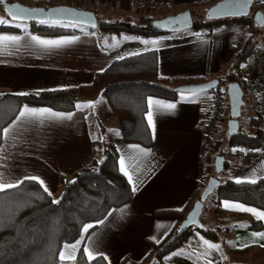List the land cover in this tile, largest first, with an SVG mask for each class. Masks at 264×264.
<instances>
[{
	"label": "crops",
	"instance_id": "crops-1",
	"mask_svg": "<svg viewBox=\"0 0 264 264\" xmlns=\"http://www.w3.org/2000/svg\"><path fill=\"white\" fill-rule=\"evenodd\" d=\"M10 1L29 7H41L38 6L40 0ZM50 1L56 2L45 0V4ZM145 1H121L108 5V9L92 4H78L77 7L92 11L95 16L97 9L104 11L103 20L107 21L114 15H118L116 18H130L132 12L141 8V4L146 5ZM200 3L212 5V0H169L171 8L181 9L182 12L190 11L194 4ZM93 6L97 9H93ZM248 27V20L235 19L221 22L204 33L189 29L170 34L157 33L154 36H131L98 30L89 32L86 28L75 27L80 32L54 37L38 36L42 39L79 37L74 43L53 48L38 46L30 38L34 34L22 33L19 35L23 39L18 44L6 42V46L0 48V94L38 93L88 85L96 74L101 73V68L106 70L115 62L147 52H156L160 78L202 79L205 82L220 80L221 77L234 73V57L252 36ZM259 30L255 37L256 50L264 42L263 31ZM145 41L148 43H144ZM211 94L212 92L179 93L175 100L148 97L146 113L149 98L176 105L171 110L153 106L151 127L145 113L152 140L149 147L122 141L116 128L106 135L117 151L119 171L120 160L123 158L124 167L138 190L132 191L128 177L120 171L130 185L131 199L114 209L84 240L80 237L77 240L80 244L77 245V241L64 244L60 253L64 252L66 257H76L81 243L85 241L84 248L87 247L95 258L108 257L107 260L104 259L107 264L153 263L150 257L151 245L162 242L177 224L175 216L163 212H181L190 202L193 204L211 177L220 182L222 177L231 179L227 173L223 176L215 174V156L207 155L204 159L200 156V148L204 142L203 119L210 107ZM244 97L247 98L244 106L248 118L256 116L253 98L248 95ZM95 100L80 101V108L69 112L23 105L21 109L27 106L49 109L64 116L71 114V119H26L13 126L15 118L6 126H12L8 136L5 138L2 133L0 174L3 179L15 182L24 181L26 176L39 177L56 201L65 183L101 158L102 149L98 141L102 136L99 123L103 121L107 108L100 107L96 113L88 110V102ZM110 113L107 115L111 122H107L114 123L116 127L115 116L113 112ZM106 119L108 120V116ZM213 137L214 140L226 139V133L221 134V123L217 125ZM225 159L229 164L235 162L230 151L226 152ZM238 178L244 183L264 178V156L250 164L233 180ZM213 201L214 197L209 202L210 205L205 204L201 215L204 222L201 217L200 220L206 229L215 232L216 240L212 241L201 232L193 230L182 246L155 264H209V261L213 264H264V236L253 235L264 233V220L256 219L251 213L225 209L222 202L228 200L220 201L221 211L218 213ZM255 222H260L261 227L249 228ZM200 236L219 244V250H207V246L199 239ZM245 244L249 246L244 248ZM65 245L76 247L66 248ZM174 253L182 254L173 255ZM85 255L88 259L87 254ZM69 260L74 259L61 261Z\"/></svg>",
	"mask_w": 264,
	"mask_h": 264
},
{
	"label": "trees",
	"instance_id": "trees-1",
	"mask_svg": "<svg viewBox=\"0 0 264 264\" xmlns=\"http://www.w3.org/2000/svg\"><path fill=\"white\" fill-rule=\"evenodd\" d=\"M145 2L147 6L155 8L153 10L166 8L169 5V0H146ZM58 5L60 4L52 1L45 4V0H40L38 4L46 8ZM210 5L200 3L192 7L205 10ZM256 11L258 8L255 3L251 14L243 18L248 20V30L252 36L242 50L235 55V70L250 61L256 51L255 37L260 32V28L253 21V14ZM259 11L264 15V9ZM192 18V30L197 33L209 32L213 26L227 21H205L204 13L198 20ZM153 20L150 16L141 15L136 23L130 22L129 18L123 22L98 21L97 29L86 30L125 33L131 36H154L157 33H149L142 29ZM25 25H27V32L40 37L80 32L79 29L70 25L67 27H49L34 23ZM261 30L264 31V27ZM22 33L24 32L21 29L10 25L0 26V34L3 35ZM219 81H237L235 71L221 77ZM204 82L202 79L160 78L157 54L147 52L111 64L104 72L96 74L88 85L38 93H1L0 144L3 129L16 118L23 105L46 107L55 112H69L76 109L80 101L101 98L108 103L115 116L118 137L126 143H137L149 147L152 140L145 120L147 98L175 100L179 95L177 88ZM249 125L248 130H242L239 123L237 136L230 140L226 138L214 142L215 157L222 156L225 160L224 168L217 176L226 174L229 163L225 159V154L234 144L239 143L264 151L262 120L256 115L249 120ZM99 126L102 136L101 158L91 166L77 172L71 181L65 183L60 197L56 200L58 203H53L52 197L33 180H24L19 187L0 191V264H60V251L64 244L73 243L80 237L84 240L97 228L100 221L106 219L109 213L131 199L130 185L118 168L117 151L113 143L103 135V127ZM102 158L105 160L100 165ZM220 180L221 185L204 203L203 212L205 204L213 197L218 213L221 211L219 207L221 200L235 201L264 211V178L255 183H236L233 179L223 177ZM192 205L190 202L181 212H163L175 216L177 224L162 242L151 245L152 264L182 246L191 231H199L188 228L183 234L177 235V229ZM85 225H93V227L85 232ZM260 227V222H255L249 228L259 229ZM199 232L212 241L216 240L213 230L206 229L204 232ZM84 242L81 243L72 264H107L103 257H96L89 261L83 251Z\"/></svg>",
	"mask_w": 264,
	"mask_h": 264
},
{
	"label": "water",
	"instance_id": "water-1",
	"mask_svg": "<svg viewBox=\"0 0 264 264\" xmlns=\"http://www.w3.org/2000/svg\"><path fill=\"white\" fill-rule=\"evenodd\" d=\"M257 0H220L215 4L207 7L204 13L205 21H222V20H235L247 18L251 14V10ZM5 5H19L26 9L43 10L42 13L38 12L36 15L39 19H47L49 24L53 21H60L64 25L75 24L76 27L86 29H97L98 19L94 12L77 9L66 5H58L52 7H29L22 5L18 2L5 0ZM3 5H0V12L2 15L12 23L21 24H40L36 20H15L12 21L11 16L3 11ZM63 9L66 11L57 12L56 10ZM253 21L262 29L264 27V15L260 11L253 14ZM93 25H95L93 27ZM193 18L190 11L185 10L172 16H167L159 20H153L142 29L149 33H177L185 30L192 29ZM219 85V80L214 79L201 84L188 85L177 88L178 93H201L211 92ZM203 89V91H201ZM228 100H229V120L227 122L226 138L230 140L239 133V119L241 117V109L245 105L244 94L237 82H230L227 86ZM102 158L100 165L104 163ZM224 158L222 156L215 157L214 172L216 175L220 174L224 168ZM211 185V188L209 187ZM221 185L220 181L215 177L209 178L206 186L200 193L198 199L193 203L192 208L187 212L185 219L180 223L177 229V235L183 234L188 228H195L199 231H206V227L202 224L200 217L203 213L204 203L207 198ZM199 202V207H197Z\"/></svg>",
	"mask_w": 264,
	"mask_h": 264
},
{
	"label": "snow or ice",
	"instance_id": "snow-or-ice-1",
	"mask_svg": "<svg viewBox=\"0 0 264 264\" xmlns=\"http://www.w3.org/2000/svg\"><path fill=\"white\" fill-rule=\"evenodd\" d=\"M262 2H264V0H262ZM0 5L4 6L3 11L7 12L11 16L12 21H15L17 19H19V20L33 19V20H36L41 25H47L49 27H57V26L67 27L68 26V25H63L60 21H53L51 24H49L47 19H39L36 14L38 12L42 13L43 10L26 9V8H23L19 5L7 6V5H5V0H0ZM56 11L57 12H63L66 10L58 9ZM3 25H10L12 27L21 29L25 33V35H27V25H25V24L11 23V21L0 18V26H3ZM71 26L76 27L75 24H72ZM94 26L95 25H93V27ZM30 38L33 42H35L36 45L41 46L43 48L60 47L63 45L74 43L76 40L79 39V37H77V36H72L70 38H67V37L66 38H60V39H42L36 35H32ZM22 39H23V37H21L20 35H0V48L6 46V42H11L12 44H18ZM113 39H115V38H113ZM128 39H134V38H128ZM144 43H148V42L145 41ZM118 58L123 59V57H118ZM241 67H244V65H241ZM99 71L104 72L105 69L101 68ZM201 91H203V89H201ZM95 103H97V102H88V104L86 106L94 107ZM153 106H155L157 109L162 108V109H166V110H171V109H174L176 107L175 104L163 103L162 101L152 100L151 98H149V100H148V111L146 113V117H147L148 125L150 127L153 125V120H152ZM77 107L80 108V105H77ZM44 118L71 119V114L64 116V114H62V113H55L49 109H37V108H30V107L25 106L23 109L20 110L19 115L16 117V120L13 122V126H15L19 122H23L26 119L42 120ZM11 127L12 126H10L9 128L3 129V133H4L5 138L8 136ZM233 151H236V149H233ZM124 163H125L124 159L121 158V160H120V171L125 176L128 177L129 184H132V191L136 192L138 190L137 186L135 184H133L132 177L129 175L128 171L125 169ZM24 179L25 180H33V181L38 182L40 187L43 189V191L48 193V195H51V192L49 191L47 185L39 177H36V176L28 177V176H26ZM235 182L241 183L242 180L238 178L235 180ZM247 182L255 183L256 181L253 179V180H249ZM22 183H23V180H19V181H15V182H7L3 179V175L0 174V191H5L6 189H12V188L19 187V185ZM209 187L211 188V185ZM53 203H58V201L54 200ZM222 203H223V207L225 209L238 210V211H242V212L251 213V214H253V216L256 219L264 220V211H258L256 208L246 207L243 204H230L228 201H223ZM197 207H199V202H198ZM109 215H111V213H109ZM100 223H103V221H100ZM237 226L238 225H233V227H237ZM91 227H93V225H85L84 231L87 232L88 229ZM196 235L198 236L199 234H196ZM253 235L254 236H264V233H253ZM199 239L203 242L204 245L207 246V250L218 251L220 248L219 244L211 243V242L207 241L206 239H204V237H202V236H200ZM228 243L232 244V242H230V241ZM76 244L77 245L80 244V241H77ZM248 246L249 245H247V244L243 245L244 248H246ZM65 247L66 248H69V247L75 248L76 245H65ZM83 251L85 254H87L89 261H92L93 259H95V256L93 255V253L90 252L87 247H85ZM178 254H182V253H174L173 255H178ZM103 258L105 260L108 259L107 256H104ZM60 259L61 260L75 259V256L71 255V256L66 257L64 252H61L60 253ZM209 264H213V262L209 261Z\"/></svg>",
	"mask_w": 264,
	"mask_h": 264
},
{
	"label": "built area",
	"instance_id": "built-area-1",
	"mask_svg": "<svg viewBox=\"0 0 264 264\" xmlns=\"http://www.w3.org/2000/svg\"><path fill=\"white\" fill-rule=\"evenodd\" d=\"M66 3L67 6L77 7L78 4H114L121 1L128 0H59ZM65 4V5H66ZM256 7L259 10L264 9V2L262 0L256 1ZM244 67L239 66L235 70L237 82L244 94L253 98L256 114L262 120L264 125V42L259 47L250 61L243 64ZM230 82H221L213 89L210 98V107L208 113L203 119V136L204 142L200 148V156L204 159L207 155L215 156L214 150V134L217 125L229 119V100L227 93V86ZM236 149V151H233ZM234 156L235 162L229 164L226 173L234 179L239 176L245 168L264 156V151L256 148H250L243 144H234L229 149Z\"/></svg>",
	"mask_w": 264,
	"mask_h": 264
},
{
	"label": "rangeland",
	"instance_id": "rangeland-1",
	"mask_svg": "<svg viewBox=\"0 0 264 264\" xmlns=\"http://www.w3.org/2000/svg\"><path fill=\"white\" fill-rule=\"evenodd\" d=\"M218 1H220V0H212V4H215V3H217ZM55 3H57V4H60V5H65L66 3H62V2H60L59 0H56V2ZM92 5H99V6H96V7H100V6H103V8H106V9H108L107 7H108V5H110V4H98V3H95V4H92ZM91 5V6H92ZM66 6H67V4H66ZM141 6V8L139 9V10H137V12L136 11H134V12H132L131 13V17L129 18V20H130V22H132V23H136L137 21H138V19H139V17L141 16V15H147V16H150L152 19H154V20H159V19H162V18H164V17H167V16H172V15H175L176 13H180L178 10H180L181 11V9H175V8H171V6L170 5H168V6H166V8H159V9H157V10H153V9H155V8H151V7H149V6H147V5H145V4H141L140 5ZM95 6H93V9H97ZM83 8H85V6L83 5ZM106 9H103V10H106ZM97 11V14H96V17H97V19H98V21H106V20H103V17H104V11L102 12L101 10H99V9H97L96 10ZM95 11V12H96ZM107 11V10H106ZM185 11V10H184ZM203 11H204V9L203 8H193L192 7V9L190 10V13H191V15H192V17H194V19H196V20H198L200 17H201V15H202V13H203ZM182 12V11H181ZM116 17H118V15H114V16H110V18H108L107 19V22H116V21H126L128 18H126V17H121V18H116ZM0 18H3V19H5V20H7L3 15H2V13L0 12ZM9 21V20H8ZM12 23V22H11ZM263 34H264V31H263ZM244 103H246L247 102V98L246 97H244ZM95 102H97V103H95V105H94V107H90V106H88L87 107V109L88 110H94L95 111V113L97 112V110L100 108V107H104L105 106V108H107V111H106V115H104V118H103V125H102V122H100L99 124H101L102 126H103V135L105 136V138L106 139H108L107 138V134H109L111 131H114L115 130V125H114V123L112 124H110V123H108V122H111V120H110V112H112L111 110H110V107H109V105H108V103L106 102V101H104L103 99H101V98H98V99H96L95 100ZM247 104V103H246ZM94 113V112H93ZM107 114H109V115H107ZM248 112L246 111V109H245V106H243L242 107V109H241V117H240V119H239V123H240V125H241V127H242V130H248L249 129V120L251 119V118H254L255 116H253V117H251V118H248ZM108 116V120L106 119V117ZM108 121V122H107ZM227 122L228 121H225V122H223V123H221V134L222 135H224V133H226V131H227ZM109 140V139H108ZM221 140H225V139H221ZM110 141V140H109ZM216 141V140H215ZM99 146H100V148L102 149V143H101V139L99 138ZM216 151V150H215ZM222 176V175H221ZM210 202V201H209ZM209 202H207V204L208 205H210V203ZM201 220L204 222V219L201 217ZM151 260V259H150ZM150 260L148 261V263H150ZM60 264H72V261H61L60 262ZM151 264V263H150Z\"/></svg>",
	"mask_w": 264,
	"mask_h": 264
}]
</instances>
